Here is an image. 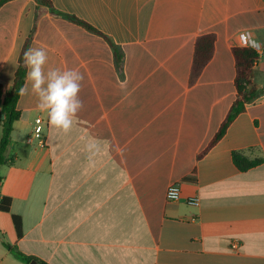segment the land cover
Wrapping results in <instances>:
<instances>
[{"label":"crops","instance_id":"crops-1","mask_svg":"<svg viewBox=\"0 0 264 264\" xmlns=\"http://www.w3.org/2000/svg\"><path fill=\"white\" fill-rule=\"evenodd\" d=\"M51 3L108 37L123 51L124 69L104 37L35 0L0 9L5 94L30 37L29 48L46 49L48 66L84 75L83 109L68 133L50 125L36 96H20L13 162L0 169V200L12 201L0 212V264H23L3 243L47 264H264V162L241 172L233 161L234 152L264 159V96L198 159L236 99L232 50L242 48V32L262 47L252 85H264V0ZM205 35L216 37L215 52L190 84ZM38 117L48 123L46 148L27 143ZM172 184L181 188L178 202L167 201Z\"/></svg>","mask_w":264,"mask_h":264},{"label":"trees","instance_id":"trees-1","mask_svg":"<svg viewBox=\"0 0 264 264\" xmlns=\"http://www.w3.org/2000/svg\"><path fill=\"white\" fill-rule=\"evenodd\" d=\"M11 0H0V9ZM39 7H46L49 12L57 17H63L71 22L84 27L89 32L104 37V39L109 43L113 50L116 65L120 74H123L125 56L123 51L117 47L108 37H105L99 33L91 25L78 20L77 18L69 15H63L62 13L55 10L51 0H35ZM31 42V37L27 39L22 49L19 66L15 75L12 89L5 94L4 86L0 84V103H2L3 119L0 120V125L2 127V133L0 138V169L1 167L12 163L7 155L8 148L11 144V135L13 132V126L15 122L20 120L21 112L17 108L18 101L20 99V89L25 85L27 68L24 65V52L29 49ZM215 42L216 37L214 35H205L198 39L193 63L190 73V84H195L199 77L201 76L206 65L211 61L215 52ZM236 62V78H235V88H236V99L231 106V109L226 117V119L221 124L218 132L215 134L211 143L205 148V150L198 156V159L204 157L226 134L229 126L234 122V120L243 112L246 111L247 106L257 101L259 98L264 96V85L257 87L252 85L253 79V69L259 59V55L256 51L251 48H236L232 50ZM233 161L235 166L241 172H247L248 170L261 165L264 159L257 158L254 160L249 159L242 152L233 153ZM194 177H191V180ZM2 177L0 175V182ZM12 201L10 198H3L0 200V212L8 213L11 210ZM15 228L18 237L22 236V221L18 216L13 217ZM4 247L11 252V254L23 264H31L36 262L37 264H47L40 261L34 257L27 256L21 253L16 247L3 243Z\"/></svg>","mask_w":264,"mask_h":264},{"label":"clouds","instance_id":"clouds-1","mask_svg":"<svg viewBox=\"0 0 264 264\" xmlns=\"http://www.w3.org/2000/svg\"><path fill=\"white\" fill-rule=\"evenodd\" d=\"M239 46L261 49L260 43L251 32H242ZM48 53L44 47L29 48L24 52V65L27 68L26 83L20 89L21 95L32 94L37 97V107L47 112L52 127L68 133L78 113L83 109L79 93L84 79L78 69H61L48 66ZM30 85V87H29ZM94 145H89V148ZM169 199H179V190L170 188Z\"/></svg>","mask_w":264,"mask_h":264},{"label":"built area","instance_id":"built-area-1","mask_svg":"<svg viewBox=\"0 0 264 264\" xmlns=\"http://www.w3.org/2000/svg\"><path fill=\"white\" fill-rule=\"evenodd\" d=\"M252 49V48H251ZM254 50V49H253ZM256 51V50H254ZM258 55L262 52V47L259 51H256ZM4 115L2 112V103H0V120L3 119ZM48 123L46 120H44L42 117H38L35 120V127L33 129V132L27 139V143L33 144L35 143L39 148H46L47 147V138L45 135V129L47 127ZM170 188H175L179 190V199H169V190ZM167 201L169 202H178L182 198V192L181 188L178 184H172L168 187L167 193H166ZM188 204L191 206H197L199 204V201L197 198H191L188 200Z\"/></svg>","mask_w":264,"mask_h":264},{"label":"water","instance_id":"water-1","mask_svg":"<svg viewBox=\"0 0 264 264\" xmlns=\"http://www.w3.org/2000/svg\"><path fill=\"white\" fill-rule=\"evenodd\" d=\"M31 264H37L36 262H32Z\"/></svg>","mask_w":264,"mask_h":264}]
</instances>
